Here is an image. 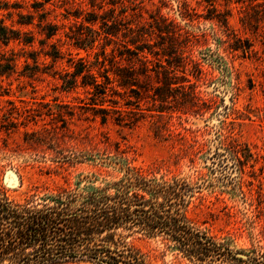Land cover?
Returning a JSON list of instances; mask_svg holds the SVG:
<instances>
[{"label":"rangeland","instance_id":"rangeland-1","mask_svg":"<svg viewBox=\"0 0 264 264\" xmlns=\"http://www.w3.org/2000/svg\"><path fill=\"white\" fill-rule=\"evenodd\" d=\"M35 1L45 0H0V20L20 29L17 14L32 13ZM47 1L44 19L59 26L51 42L60 58L41 55L45 64L36 70L28 58L31 69L25 70L22 48L40 52L51 42L41 46L38 28H23L32 32L34 45L12 43L18 65L0 76V185L15 198L35 185L50 191L73 189L77 182L79 188L101 186L123 177L126 166L156 178H184L196 188L188 219L251 262L261 261L264 0H113L101 10V0ZM85 16L95 23L86 24ZM102 18L114 36L104 33ZM125 27L134 30L132 38L123 37ZM178 28L180 36L174 35ZM72 32L90 40L76 47L67 38ZM125 47H138L147 59L118 56ZM178 53L181 63L168 64ZM116 66L132 68L134 83L117 87ZM87 74L106 87L104 95L83 86ZM106 74L112 84L105 85ZM185 78L195 85L196 98ZM192 144L197 153L183 155ZM139 244L158 255L154 264H192L160 238Z\"/></svg>","mask_w":264,"mask_h":264},{"label":"trees","instance_id":"trees-1","mask_svg":"<svg viewBox=\"0 0 264 264\" xmlns=\"http://www.w3.org/2000/svg\"><path fill=\"white\" fill-rule=\"evenodd\" d=\"M90 2L94 6L93 1ZM44 3L35 1L32 13L17 14L16 24L20 29L7 26L0 20V45L6 50L0 53V76L15 70L18 65L17 54L10 47L12 43L29 48L34 45L32 32L23 28L36 26L38 34L43 36L39 41L41 46L57 36L59 26L44 19L47 13ZM105 4L113 6L116 2L101 0L98 9L101 10ZM72 16L78 18L80 15ZM83 20L86 24L95 23L93 18L86 16ZM106 22L102 18V27L108 25ZM116 23L121 25L119 20H113L112 24ZM125 28L128 30L123 37L132 38L134 30ZM179 32L180 28L174 35L180 36ZM104 33L114 36V27H105ZM67 38L73 40L76 47L90 40V36L82 32H72ZM49 47V50L40 52H26L22 48L20 56H28L23 61L24 69H31L28 58L33 61L35 70L45 64L44 61L39 63L41 55L44 60L60 58L57 44L51 42ZM125 48L118 56H135V60L141 62L147 59L138 55L142 52L138 47L136 51ZM179 51L182 52L179 49L176 52ZM102 55H105V51ZM181 60V53H178L168 64L179 65ZM78 61L85 68V61L82 58ZM116 67L118 71H114V74L119 78L117 87L124 88L134 83L132 68L122 70ZM77 76L78 73L73 75L71 83L77 82ZM85 76L90 81L82 84L92 87L94 96L105 94L106 87L96 76ZM103 77L105 85L113 83L108 74ZM184 81L189 89L193 88L191 95L196 98L195 85L186 78ZM64 84H70V81L66 80ZM113 91L119 94L117 89ZM95 106H102V103H93L92 108ZM99 110L104 114L105 109L99 107ZM118 118L123 116L120 114ZM229 139L234 142L231 137ZM184 151L183 155L190 156L197 153V147L192 144ZM215 155L223 156L218 152ZM44 185L33 186L20 198H15L9 189L0 185V264H154L158 255L144 252L139 244L140 241L154 238L172 245L192 264H250L247 262L252 261L243 251H235L228 242H218L188 219L187 209L196 188L184 178H156L138 168L126 166L123 177L101 186L79 188L80 182H77L73 189L64 187L50 191ZM239 254L246 258L239 257ZM260 258L261 261L251 264H264V254Z\"/></svg>","mask_w":264,"mask_h":264}]
</instances>
